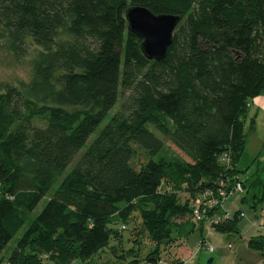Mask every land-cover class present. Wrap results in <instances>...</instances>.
Masks as SVG:
<instances>
[{
	"label": "trees",
	"instance_id": "trees-1",
	"mask_svg": "<svg viewBox=\"0 0 264 264\" xmlns=\"http://www.w3.org/2000/svg\"><path fill=\"white\" fill-rule=\"evenodd\" d=\"M130 5L180 15L164 61L143 55ZM0 50L33 55L28 81H0V255L28 223L5 264H92L115 250L112 238L122 243L135 212L156 262L162 246L203 229L208 218L177 220L199 194L238 179L242 202L252 188V207L264 201L259 176L249 183L237 166L251 100L264 93V0H0ZM241 212L212 226L238 232ZM248 244L263 256L264 234Z\"/></svg>",
	"mask_w": 264,
	"mask_h": 264
},
{
	"label": "rangeland",
	"instance_id": "rangeland-1",
	"mask_svg": "<svg viewBox=\"0 0 264 264\" xmlns=\"http://www.w3.org/2000/svg\"><path fill=\"white\" fill-rule=\"evenodd\" d=\"M33 55H28L22 60H18L13 55L0 50V81H9L16 83L20 80H29L31 74V59ZM118 106L114 108L117 109ZM108 119V118H107ZM104 120L100 126L90 135L86 146L95 138L100 128L107 122ZM37 124L44 125V120H38ZM176 152L183 158L189 160L185 154L178 150L175 146L171 144L170 141L166 142ZM84 146L83 149L86 147ZM249 149L252 151V146L249 142ZM250 150L248 151L250 153ZM244 153V152H243ZM260 158H252L248 155L245 159H240L237 166L241 171L240 174L243 179H248L249 183L257 175L261 181L259 186H256V193L262 194L264 190V161ZM145 161L144 154H141L138 158L134 159L133 164L139 167L142 162ZM260 161V162H258ZM262 161V162H261ZM70 166L66 170L69 171ZM65 175V173H64ZM61 176L58 182L61 180ZM58 182L54 184L53 190L57 187ZM53 190L44 197L38 206L33 211V216L37 215L45 203L47 202L49 195ZM254 189L252 188L248 193L247 201L242 202L240 210L243 211L244 216H242L239 222L238 232L228 233L216 229L210 224V222H205L203 229L193 231L188 237L178 238L170 243V245L162 246L160 256L157 258L156 262H149L147 255L155 248L156 244L153 242L146 233L138 235V231L141 229V218L137 212L134 213L132 220L127 223V229L123 231V241H116L115 238L110 240V246H115V250L112 248H105L100 253L94 256L92 264H131V261L137 260L136 264H172L175 260H181L184 264H207L210 258H213L211 264H264L263 257L260 252L249 246L248 240L251 238L256 227L252 224L253 219L260 217V212L264 209V201L258 203L256 209L252 207L251 202H253ZM238 195V194H237ZM234 194V197H238ZM241 195V194H239ZM182 201L185 200L187 195L183 192L181 193ZM230 198L228 201V208L233 209L236 205V198ZM257 213V214H256ZM180 222L189 221L194 222L191 215H187L183 218L177 219ZM26 223L19 232L9 241L6 245L2 254L0 255V264H5L9 254L13 248L17 245L18 240L24 233L27 227ZM124 223H119L118 227L122 228L121 225ZM196 227L200 226V222H194ZM123 230V229H122ZM214 247L213 251L208 250L206 247L199 249V244L203 241ZM139 242H136L135 240ZM135 246V247H134ZM135 248L132 253H127L131 248ZM124 254V258L120 257ZM74 264H83L82 261H75Z\"/></svg>",
	"mask_w": 264,
	"mask_h": 264
},
{
	"label": "water",
	"instance_id": "water-1",
	"mask_svg": "<svg viewBox=\"0 0 264 264\" xmlns=\"http://www.w3.org/2000/svg\"><path fill=\"white\" fill-rule=\"evenodd\" d=\"M128 29L142 39L141 50L148 60L164 61L181 19L172 13L155 14L145 6L130 5L125 12ZM210 258L207 264H211Z\"/></svg>",
	"mask_w": 264,
	"mask_h": 264
},
{
	"label": "crops",
	"instance_id": "crops-1",
	"mask_svg": "<svg viewBox=\"0 0 264 264\" xmlns=\"http://www.w3.org/2000/svg\"><path fill=\"white\" fill-rule=\"evenodd\" d=\"M245 120H246L245 126H246V134H247L246 135V146H245L244 153L242 154L240 159H245L249 155L251 160L252 158L255 159V158L261 157V159H263L262 161H264V93L254 97L251 100V103H250V106L247 112V117ZM249 142L253 148L252 151L249 149V146H248ZM249 150H250V153L248 152ZM241 178L243 179L242 176ZM244 195L245 194H241V195L238 194L237 195L238 197L233 196L234 198H236V201H238V204L237 202H235L236 205L233 209H229L227 206L228 201L232 197L228 198L225 201L224 205L222 206V212L232 214L234 212L241 211L240 208L242 205L241 203H242V198L244 197ZM255 220L256 218L253 219V222ZM256 234H257V230L255 229L252 236Z\"/></svg>",
	"mask_w": 264,
	"mask_h": 264
},
{
	"label": "built area",
	"instance_id": "built-area-1",
	"mask_svg": "<svg viewBox=\"0 0 264 264\" xmlns=\"http://www.w3.org/2000/svg\"><path fill=\"white\" fill-rule=\"evenodd\" d=\"M222 160L228 162L230 160L229 153H224L222 155ZM224 183L222 182V185ZM234 194H244V187L241 180H236L235 183L232 185L231 189L228 191H225L223 188L219 190L218 195H214L211 190H207L202 194H199L193 201L192 208V217L194 221L200 222L201 220L208 218V222L210 224L212 223H218L222 221L223 219L227 218L228 216L232 215L231 213H225V215H219L214 216L212 218L207 217V212L210 208H213L215 206H223L225 201L233 196ZM260 217L257 218L253 224L256 227V230L260 234H264V209L260 212ZM241 216H244V213L241 212ZM125 226H123L124 228ZM206 247L208 250L213 251L214 247L211 245H208L206 242H201L198 246L199 249ZM263 261H264V254H263Z\"/></svg>",
	"mask_w": 264,
	"mask_h": 264
}]
</instances>
